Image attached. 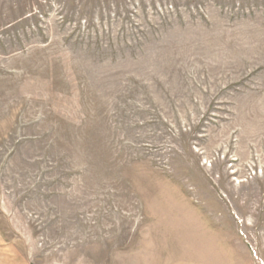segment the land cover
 Returning a JSON list of instances; mask_svg holds the SVG:
<instances>
[{"label":"rangeland","instance_id":"374dc122","mask_svg":"<svg viewBox=\"0 0 264 264\" xmlns=\"http://www.w3.org/2000/svg\"><path fill=\"white\" fill-rule=\"evenodd\" d=\"M0 264H264V0H0Z\"/></svg>","mask_w":264,"mask_h":264}]
</instances>
